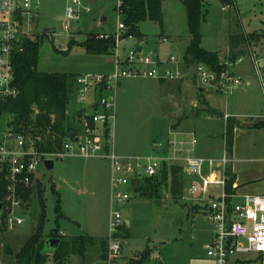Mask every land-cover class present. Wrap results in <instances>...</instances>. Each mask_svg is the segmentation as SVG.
<instances>
[{
  "label": "rangeland",
  "instance_id": "rangeland-1",
  "mask_svg": "<svg viewBox=\"0 0 264 264\" xmlns=\"http://www.w3.org/2000/svg\"><path fill=\"white\" fill-rule=\"evenodd\" d=\"M79 20H71V30L66 31V11L71 0H40L39 17H33L26 23L25 32L28 37L41 41L37 69L47 73H72L75 75L113 73L117 65L106 62V56L90 54L82 45L88 34H115L118 24L122 21L117 7L119 0H79ZM162 6V22L148 18L140 23V30L145 41L139 49L143 53L175 54L182 58L190 42L188 19L184 3L181 0H164ZM219 0H213L203 8L204 18L201 23L203 35L202 47L220 55L228 47V21L231 15H239L243 22L251 27L243 29L238 19L233 18L236 26L245 34H264V0H235V5L223 9ZM89 8L90 11H87ZM106 17L105 24L100 23L101 17ZM252 23V24H251ZM81 31H78V30ZM238 29V30H239ZM123 36V35H122ZM163 37L170 40L163 43ZM114 38V35H111ZM74 42L69 46V42ZM138 39L127 37L118 44L117 54L124 56L127 50L137 44ZM264 50V38L257 43L253 41L247 47L250 57H257ZM116 56V50L113 51ZM110 56V57H112ZM109 57V58H110ZM185 62V61H184ZM234 69L240 67L236 63ZM180 75L169 81L158 82L146 78H126L123 88L114 91L105 90L103 96L112 98L115 102V120L110 122L109 142L115 140L117 149L122 153L133 155H154L156 141L165 140L171 128L178 123V117L193 104H199L201 97L200 84L190 66L181 65ZM214 89V88H213ZM208 91H212L211 88ZM264 94V93H263ZM67 106V126L78 128L77 115L85 109L91 113V104L95 94H87L85 102H80L76 91L70 95ZM263 98V97H262ZM226 97H222L216 105L224 107ZM260 113H264V98L260 105ZM202 119L197 128L191 127L189 121L178 127L180 131H196L201 143L207 142L212 153H224L226 125L219 117ZM11 117L8 114L0 116V131L7 129ZM262 122V121H260ZM172 130V129H171ZM178 130V131H179ZM166 137V138H167ZM250 138V137H248ZM241 139V140H240ZM246 139V138H245ZM239 144L245 142L239 138ZM153 151V152H152ZM227 152V151H226ZM195 155H202L195 153ZM231 158V155L227 153ZM100 160V159H98ZM83 158L54 159L52 171L44 165L39 167L38 177L45 190L46 224L44 235H61L63 243H71L76 237L85 239L86 253H69L63 259L64 264H103L108 256L107 240L109 230L111 205L107 187V161ZM107 162V163H106ZM90 163L101 164L103 171L102 184L93 185L91 178L81 176L84 166ZM73 166L77 171H73ZM170 180V179H169ZM197 176L184 174V181L197 182ZM171 181V180H170ZM168 181V184L171 182ZM187 184V183H186ZM138 185H136L137 187ZM188 186V185H187ZM185 188V187H184ZM183 188V191L185 190ZM158 194L149 193L142 196L136 190L130 189L131 200L122 205L120 210L125 219L130 220L128 236L122 240V249L116 262H140L141 264H216L207 255L206 244L213 237L214 226L208 220L205 208L182 197H175L168 187L158 188ZM188 189V187H187ZM186 189V195L187 190ZM214 192L220 194L221 189ZM162 195L167 196L164 202ZM61 198L63 216L58 217L55 211L56 197ZM241 201V200H236ZM41 205L34 190L30 205L23 206L19 215L24 223L0 233V264H18L15 254L35 232L41 214ZM57 237V236H55ZM91 238V239H90ZM92 238L95 245H92ZM45 239V240H46ZM9 247L12 253L6 251ZM54 253L48 254L46 264L56 261Z\"/></svg>",
  "mask_w": 264,
  "mask_h": 264
},
{
  "label": "built area",
  "instance_id": "built-area-1",
  "mask_svg": "<svg viewBox=\"0 0 264 264\" xmlns=\"http://www.w3.org/2000/svg\"><path fill=\"white\" fill-rule=\"evenodd\" d=\"M66 11L65 30H71V20H79V0H71ZM117 7L120 8L122 0ZM40 0H0V100L16 96L18 89L14 85L12 55L21 43L20 31L24 34L27 21L39 15ZM229 6H224L226 10ZM87 11H90L89 8ZM120 14V12H119ZM126 31L123 21L118 24L115 34L99 33V38L109 39L114 35L116 56L112 54L113 64L117 65L113 73L78 75L74 90L78 100L85 102L87 94L93 92L95 100L91 104V113L80 110L77 115L78 128L74 136L63 142L62 148L55 151L40 149L43 136L25 135L13 127L0 131V173L4 174L7 189L0 202L3 203V216L8 227L13 228L24 223L19 210L25 206L18 194V183L26 186L35 182L39 167L45 161L66 158L100 159L109 162L112 169L111 212L108 233V256L103 264H126L116 262L122 249L126 219L121 206L131 200L130 189L136 190V184L147 178H155L167 165H179L185 174L197 176V182L190 183L187 195L182 198L205 208L206 216L213 228V237L206 244L207 255L216 264H264V194L239 195L228 192L226 168L230 159L225 154L220 159L195 155L198 139L194 135H183L171 131L167 148L160 154L147 156H121L109 142L110 122L115 120L112 109L115 102L103 96V91H116L126 78H150L173 80L180 75L184 59L175 54L163 58L159 53H143L140 44L131 46L124 56L117 54L118 44ZM27 35V34H26ZM28 36V35H27ZM168 38L164 37L163 42ZM19 47V46H18ZM240 57L235 62H226L217 72L204 63L190 66L203 88H214L227 96L234 94L242 83V77L233 72L231 66L242 62ZM257 75L263 77L262 68L255 59ZM229 118V117H227ZM226 118V119H227ZM109 129V135L106 130ZM46 167V166H45ZM220 188V194L214 192ZM241 200L237 201L236 200ZM50 264H59L51 262Z\"/></svg>",
  "mask_w": 264,
  "mask_h": 264
},
{
  "label": "trees",
  "instance_id": "trees-1",
  "mask_svg": "<svg viewBox=\"0 0 264 264\" xmlns=\"http://www.w3.org/2000/svg\"><path fill=\"white\" fill-rule=\"evenodd\" d=\"M164 0H122L119 12L126 31L122 36L134 37L138 40L144 38L140 30V23L148 18L157 22H162V6ZM184 3L187 19L190 42L186 48L183 57L186 66L196 63H204L213 70L220 72L226 62H235L247 53V47L253 41L256 43L264 38V34H245L236 26L234 21L230 22L228 35L229 50L227 55L222 59L217 52H212L202 47L203 35L201 32V23L204 18L203 8L209 5L213 0H181ZM223 5L232 7L235 0H219ZM239 29V30H238ZM99 33L88 34L82 45L90 54H97L109 57L115 47L113 38L101 39ZM74 42L70 41L69 46ZM19 46V47H18ZM12 55V68L14 73V85L18 89L16 96H9L0 100V116L8 114L11 117L9 127L25 135L43 136V143L40 149L43 151H55L62 148L63 142L69 137L73 128L67 126V106L70 103V95L74 91V82L77 75L72 73H47L37 69L41 41L27 37L22 38ZM165 82L166 80H160ZM198 106L189 107L187 111L178 117V122L186 118H201L206 116L224 117V114L209 105L203 92L200 93ZM24 125V127H23ZM240 123L236 118L226 119L225 148L227 153L232 156L234 149V135L236 127ZM255 127H264V122H258ZM184 169L179 165L163 166L160 174L155 178H147L141 182L135 189L138 193L146 192L158 194V188L161 186L168 187L171 194L175 197L183 196L184 188ZM227 190L234 192L233 184L235 175L231 166L226 168ZM171 181H170V180ZM168 181L171 183L168 184ZM148 186V187H147ZM7 189V181L4 174L0 173V200H2ZM18 194L23 203L30 205L34 190L37 194L41 205V214L37 223L35 232L25 241L18 253L15 254L18 264H46L48 253L44 254L45 235L44 229L46 224V203L44 198L45 190L42 187L41 180L37 179L31 185L26 186L18 183ZM55 211L58 217L63 216L59 196L56 197ZM7 224L4 216L0 214V233L6 232ZM128 228H124V237L128 236ZM57 236V237H55ZM48 237L61 238V235H50ZM91 239V238H90ZM64 242V241H63ZM61 242L60 246L54 253V259L59 264H64L63 259L69 253H80L82 256L86 253L85 239L80 237L74 238L71 243ZM92 245L95 240L92 238ZM107 245V240L103 241ZM8 253H12L8 246L5 247ZM127 264H141L140 262H129Z\"/></svg>",
  "mask_w": 264,
  "mask_h": 264
},
{
  "label": "crops",
  "instance_id": "crops-1",
  "mask_svg": "<svg viewBox=\"0 0 264 264\" xmlns=\"http://www.w3.org/2000/svg\"><path fill=\"white\" fill-rule=\"evenodd\" d=\"M38 14H39V9H38ZM39 15H37V18L39 17ZM233 18L238 19L239 21L238 23L241 28L243 27V29H248V27L251 26V25L249 26L247 22H243L242 17H240L239 15H235V16L231 15L229 17L230 21H228V30H230V22L233 21L232 20ZM100 23L105 24L106 22L102 23L100 21ZM142 39L144 42L145 37ZM168 42H170L169 39L167 42H163V43H168ZM228 50H229V42L227 49L225 50L224 53L221 54L222 59L227 55ZM163 52L164 51L161 50L159 54L163 58H167V55H165ZM242 57L244 59L242 62H240L239 64L240 67L234 69V66L237 65L236 63H234L231 66L233 72L242 77V83L237 86L233 95L227 96L213 88H211L212 91H208L210 88L200 87L199 89L201 92H203V95L206 101L209 103V105L215 109L220 110L224 114V117H219V118L223 120L225 125H226L227 117L236 118L240 123V126L236 127L235 129L233 154L231 158H229L230 159L229 166H231L232 171L235 175V183L233 184L234 192L238 193L239 195L264 194V127H255L256 123L260 121L264 122V113H260L261 111L259 108V105L262 99L264 98V94H263L264 93V50L260 51L257 57H253V56L250 57V55H248L247 53H245V55ZM255 59H257V61L259 62V66L262 68V73H263L262 78L257 75L255 68V61H256ZM106 62L113 64L111 61H109V57H106ZM157 81L161 82L160 80ZM119 88H123V80L120 83ZM222 97H226L224 102V107L218 108L216 105H218V102H221L220 100L222 99ZM192 106L196 107L198 105L193 104ZM213 118L214 116L205 117V119L208 120ZM201 120L202 119L186 118L181 122H178L174 128H171L172 130L171 129L169 130L168 137L166 134L165 140L161 142L158 141L155 142L154 144L155 149H153L154 155L162 153L167 148V144L171 137V131H174L183 135H194L198 139V144L196 147L197 149L195 150V153H200L202 155H197V156L214 158V159L222 158L225 154H227L226 150L224 151V153H222V155L212 153L211 151L212 146H208L210 144H208L207 142L201 143L200 139L196 135L197 132L194 131L196 129L194 130L189 129V131H183V132L178 129V127L181 126L182 123L187 121L192 123L191 127L197 128L198 123ZM241 137L244 138L245 140V142H243L242 145L241 142L239 144V141L241 140V139L239 140V138ZM112 145L114 146L113 148L115 149V151L121 156H147L152 154V153L151 154L148 153L145 155H133L128 153H122L117 149L114 138ZM224 148H225V143H224ZM87 160L91 161L98 159H87ZM98 161H102V160H98ZM107 165H108L107 187L109 189V194H110L109 202L111 205L113 178H112L111 166L109 163H107ZM71 169L73 171H77V169L74 166ZM82 171L83 173L81 174V176L85 178L86 176L89 175V177L93 182V185H95V183L98 182L99 184L100 183L102 184V179L104 178H103V171L101 164L90 163L87 167L84 166ZM186 183H184V187H185L184 193L186 192V189L189 186L190 182H186ZM59 199L61 202L60 196ZM108 233L109 230L107 234H105V236H107ZM161 263L164 264L163 262Z\"/></svg>",
  "mask_w": 264,
  "mask_h": 264
},
{
  "label": "water",
  "instance_id": "water-1",
  "mask_svg": "<svg viewBox=\"0 0 264 264\" xmlns=\"http://www.w3.org/2000/svg\"><path fill=\"white\" fill-rule=\"evenodd\" d=\"M100 21L102 23L106 22V17L105 16L102 17ZM78 31H80V29ZM19 33H20V35H21V37L23 39H26L28 37L26 34H24L22 32V30ZM138 42L142 43L143 39L138 40ZM109 61H111L112 63L114 62L113 58H109ZM23 127H24V125H23ZM76 133L77 132H75V131H71L69 133V136H74ZM106 133H107V135H109V129L106 130ZM45 166H46L47 170L52 171L54 169V166H55L54 160L53 161L52 160L45 161ZM140 195L147 196V193L143 192ZM165 197H167V196L162 195V198H163L164 202H166V198ZM0 214L3 215V203L2 202H0ZM126 224H127V226H129L130 225V221L126 220ZM61 242H63V241L60 238H53V237L47 238L45 240V243H44L43 253L44 254H46V253H48V254L49 253H55L56 250L58 249V247L60 246ZM160 264H162V263H160Z\"/></svg>",
  "mask_w": 264,
  "mask_h": 264
}]
</instances>
